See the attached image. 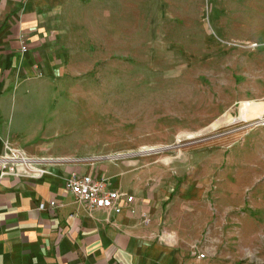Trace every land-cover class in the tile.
Segmentation results:
<instances>
[{
  "label": "rangeland",
  "instance_id": "1",
  "mask_svg": "<svg viewBox=\"0 0 264 264\" xmlns=\"http://www.w3.org/2000/svg\"><path fill=\"white\" fill-rule=\"evenodd\" d=\"M76 9L88 26L68 32L64 50L79 39L84 56L62 63L44 129L27 130L67 157L37 158L139 157L147 188L168 191L166 204L188 207L189 221L199 216L187 227L206 253L195 264H264V0H81ZM105 20L106 35L92 29Z\"/></svg>",
  "mask_w": 264,
  "mask_h": 264
},
{
  "label": "crops",
  "instance_id": "2",
  "mask_svg": "<svg viewBox=\"0 0 264 264\" xmlns=\"http://www.w3.org/2000/svg\"><path fill=\"white\" fill-rule=\"evenodd\" d=\"M79 2L0 0V154L9 143L31 157H67L27 130L44 129L46 90L60 81L62 63L84 56L87 46L79 39L69 48L75 52H66L68 32L82 33L88 26L87 16L76 9ZM91 24L108 33L107 20ZM61 34L65 37L57 42ZM110 157L48 163L49 174L38 181L0 177V264H195L197 245L187 227L192 230L199 216L189 221L188 207L166 204L168 191L147 188L148 170L137 166L139 157ZM72 173L107 179L134 202L123 203L117 215L89 212L65 187Z\"/></svg>",
  "mask_w": 264,
  "mask_h": 264
},
{
  "label": "built area",
  "instance_id": "3",
  "mask_svg": "<svg viewBox=\"0 0 264 264\" xmlns=\"http://www.w3.org/2000/svg\"><path fill=\"white\" fill-rule=\"evenodd\" d=\"M20 41L21 51L26 53L28 47L23 36ZM47 164V159L28 156L21 149L5 143L0 154V177L42 180L49 174ZM65 187L89 212L103 210L117 215L123 212V203L129 205L134 202L133 196L112 189L107 179L94 178L91 175L72 173L66 178ZM50 205L56 206L53 201ZM40 208L44 209L45 205H40ZM197 250L198 248L195 250L198 259L206 258L205 252Z\"/></svg>",
  "mask_w": 264,
  "mask_h": 264
},
{
  "label": "bare ground",
  "instance_id": "4",
  "mask_svg": "<svg viewBox=\"0 0 264 264\" xmlns=\"http://www.w3.org/2000/svg\"><path fill=\"white\" fill-rule=\"evenodd\" d=\"M143 148H144V147H143ZM140 149H141V148H140ZM163 149H165V148H162V149H161V148H146V147H145L142 151H148V152H149V151H155V150H156V151H157V150L160 151V150H163ZM130 153H131V152H130ZM138 153H139V151H138ZM116 154H117V153H116ZM118 154H120V153H118ZM121 155H122V154H121Z\"/></svg>",
  "mask_w": 264,
  "mask_h": 264
}]
</instances>
